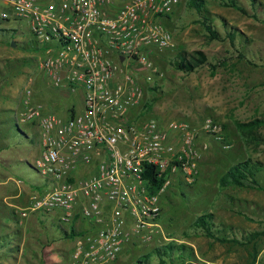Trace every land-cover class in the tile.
Masks as SVG:
<instances>
[{
  "label": "rangeland",
  "instance_id": "obj_1",
  "mask_svg": "<svg viewBox=\"0 0 264 264\" xmlns=\"http://www.w3.org/2000/svg\"><path fill=\"white\" fill-rule=\"evenodd\" d=\"M226 1L205 0L199 13L188 0H181L163 20L173 33V44L151 53L159 72L144 85L140 108L144 117L198 128L211 118L221 124V132L201 131L199 145L208 147L194 179L189 182L182 173L176 174L163 193L158 231L125 246L106 264H142L140 259L147 255L149 264H162L155 248L170 243L175 248L165 264H264V189L219 184L220 176L236 162L253 158L264 163V125L258 128V143L245 140L236 126V121L264 117V0H237L246 12ZM205 17L221 39L209 38ZM230 32H235L233 40ZM182 49L203 50L209 63L192 72L179 70L174 62ZM42 53L26 19L6 20L0 15V182L10 184L0 185V264H71L75 238L64 234L62 227L68 226L60 225V213L29 211L33 198L50 189L51 182L33 164L40 148L38 127L18 125L16 113L30 78L34 100L62 117L73 106L76 111L84 108V94L56 87L40 69ZM150 102L151 108L144 106ZM256 178L264 187V168ZM13 180L20 184L22 197L28 191V200L8 196L19 190ZM38 183H45L40 190L33 186ZM206 212H213L217 228L224 230L219 235L243 243L213 241L195 228V219ZM79 224L83 227L88 221Z\"/></svg>",
  "mask_w": 264,
  "mask_h": 264
},
{
  "label": "built area",
  "instance_id": "obj_2",
  "mask_svg": "<svg viewBox=\"0 0 264 264\" xmlns=\"http://www.w3.org/2000/svg\"><path fill=\"white\" fill-rule=\"evenodd\" d=\"M180 2L0 0L3 19L28 21L43 52L41 71L56 87L84 94V108L62 117L34 100L30 78L16 113L18 125L38 127L42 151L33 164L51 182L29 211L59 212L65 230L77 218L90 223L75 236L71 264H106L127 244L150 239L173 177L194 179L208 147L199 145L201 131L221 132L211 118L198 128L144 117L140 109L144 85L159 72L151 53L173 44L163 20ZM151 169L169 173L156 192Z\"/></svg>",
  "mask_w": 264,
  "mask_h": 264
},
{
  "label": "trees",
  "instance_id": "obj_3",
  "mask_svg": "<svg viewBox=\"0 0 264 264\" xmlns=\"http://www.w3.org/2000/svg\"><path fill=\"white\" fill-rule=\"evenodd\" d=\"M227 6H232L242 12H246L245 8L237 1V0H228L224 2ZM188 5L192 8H195L199 13H202L205 8V0H188ZM171 15H167L170 17ZM203 24L205 25L210 39H221V34L218 30H216L213 25H211V21L209 18L205 17L203 20ZM4 30V29H1ZM230 38L233 40L235 38V32L229 33ZM175 65L179 70L185 72H192L201 67L202 65L209 63L208 56L203 50H194V51H186L184 49L180 50L175 58ZM216 65V64H215ZM215 68L213 69V71ZM145 107L151 108L152 102L144 104ZM74 111V106L68 111ZM264 125V117L263 118H254L250 121H236V126L238 130L242 133L245 137V140L250 142L258 143L261 138L258 134V128ZM264 168V163L259 160H253V158H247L245 160L239 161L231 165V167L220 176L219 184L221 187L226 188L230 186H237V187H251V188H259L264 189V187L260 184L258 179L256 178L257 172ZM169 173L165 172L162 174L161 177L157 176V172L151 171L148 173V177L151 178L152 181V189L154 192L158 191L163 184L165 183L166 179L168 178ZM213 212H206L199 215L194 223L193 226L195 228H199L204 231V233L213 239V241H220V242H228V241H235L240 242L237 239H230L225 235H219V232H224L222 228H217L215 223ZM63 229V228H62ZM64 234L68 237H75L77 234L82 233L81 231H76L74 226H71V230H63ZM259 234L255 233V235ZM183 246V245H181ZM175 248L174 243H170L164 245L163 247L155 248L160 261L162 264H165L166 257H172L173 251ZM179 249H182L179 248ZM191 255H193L191 253ZM148 255L144 257V259H140V263H148ZM180 258H185V256H180ZM175 258V257H174ZM142 263V264H143Z\"/></svg>",
  "mask_w": 264,
  "mask_h": 264
},
{
  "label": "crops",
  "instance_id": "obj_4",
  "mask_svg": "<svg viewBox=\"0 0 264 264\" xmlns=\"http://www.w3.org/2000/svg\"><path fill=\"white\" fill-rule=\"evenodd\" d=\"M41 151H42V146H41V143H40V148H39V155L41 154ZM38 155V156H39ZM37 158V157H36ZM36 160V159H35ZM14 181V183H15V180H13ZM13 181H12V183H13ZM17 181V180H16ZM17 183H18V181H17ZM16 184V183H15ZM43 184H45V183H43ZM43 184H39L38 183V185H35V184H33V186H38V189L40 190V186L41 185H43ZM0 185H10L9 183H8V181L7 180H5V181H2V182H0ZM16 185H18L19 186V190L17 189V190H15L14 189V192L13 193H10L8 196H10V197H13V198H15V199H20L21 197H22V189H21V186H20V184H16ZM44 186V185H43ZM50 186H51V183H50ZM44 192V191H43ZM43 192H42V194H43ZM25 193H28V191H26ZM24 193V196L21 198L22 200L23 199H25V200H28V194H25ZM20 199V200H21ZM46 212H50V211H46ZM79 222H85L83 219H81V218H77L76 219V221H75V223H76V225L74 226V229L77 231L78 229H80V230H78V231H83V230H85L87 227H90V223L88 222V224H86V225H84L83 227H80L79 225ZM87 222V221H86ZM71 238H75V237H71ZM129 244H127L126 246H128ZM75 248V242H74V245H73V248L71 249L72 251H73V249ZM70 250V253L72 252ZM70 253H69V255H70ZM58 257V256H57ZM59 259V258H58ZM69 259H70V256H69ZM56 261H58V260H56ZM70 264V263H69Z\"/></svg>",
  "mask_w": 264,
  "mask_h": 264
},
{
  "label": "water",
  "instance_id": "obj_5",
  "mask_svg": "<svg viewBox=\"0 0 264 264\" xmlns=\"http://www.w3.org/2000/svg\"><path fill=\"white\" fill-rule=\"evenodd\" d=\"M12 45H13V46H15V45H16L15 41H13V42H12Z\"/></svg>",
  "mask_w": 264,
  "mask_h": 264
}]
</instances>
